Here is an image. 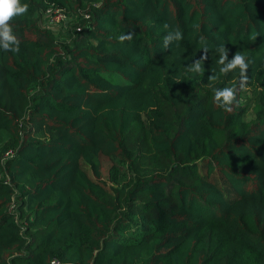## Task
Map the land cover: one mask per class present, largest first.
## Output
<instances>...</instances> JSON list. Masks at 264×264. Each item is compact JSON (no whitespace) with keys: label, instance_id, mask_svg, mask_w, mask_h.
I'll return each mask as SVG.
<instances>
[{"label":"trees","instance_id":"obj_1","mask_svg":"<svg viewBox=\"0 0 264 264\" xmlns=\"http://www.w3.org/2000/svg\"><path fill=\"white\" fill-rule=\"evenodd\" d=\"M23 2L0 49V264H264V0Z\"/></svg>","mask_w":264,"mask_h":264},{"label":"clouds","instance_id":"obj_2","mask_svg":"<svg viewBox=\"0 0 264 264\" xmlns=\"http://www.w3.org/2000/svg\"><path fill=\"white\" fill-rule=\"evenodd\" d=\"M29 11V5L24 3L23 0H0V49L4 51L18 52L20 47V41L14 34V28L12 21L17 17L26 15ZM164 29L168 30L164 37V47L168 48L174 42H178L183 39V33L179 29H170V25L165 23ZM133 39V33L121 35L119 40L121 42L131 41ZM203 55L199 59H195L189 66L190 71L195 73L204 74V63L208 59V48L204 46L202 48ZM219 58L217 63L221 65L219 72L222 74H228L231 72L239 71L240 75V89H244L249 81L248 71L250 61L237 51L232 59H229V49L220 45L217 48ZM217 76L212 74L209 76V80H215ZM238 90L232 87H223L213 89V102L223 108L225 111L230 112L232 106L237 103Z\"/></svg>","mask_w":264,"mask_h":264},{"label":"built area","instance_id":"obj_3","mask_svg":"<svg viewBox=\"0 0 264 264\" xmlns=\"http://www.w3.org/2000/svg\"><path fill=\"white\" fill-rule=\"evenodd\" d=\"M47 16H50V19L51 20H64L66 18V14L65 12L59 8V7H53V6H50L48 9H47ZM14 152L13 150H9L7 151L6 155H12ZM51 264H76L74 262H63L57 258H54L51 262Z\"/></svg>","mask_w":264,"mask_h":264},{"label":"rangeland","instance_id":"obj_4","mask_svg":"<svg viewBox=\"0 0 264 264\" xmlns=\"http://www.w3.org/2000/svg\"><path fill=\"white\" fill-rule=\"evenodd\" d=\"M61 20V19H60ZM60 20H51L50 17L43 18L41 29L45 30H52L53 32H63L66 30V26L68 22H61ZM246 90V89H245ZM249 93V91H248ZM106 176V174H104Z\"/></svg>","mask_w":264,"mask_h":264}]
</instances>
